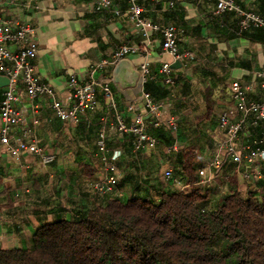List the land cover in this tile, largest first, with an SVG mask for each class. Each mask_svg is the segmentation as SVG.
<instances>
[{"label": "crops", "instance_id": "obj_1", "mask_svg": "<svg viewBox=\"0 0 264 264\" xmlns=\"http://www.w3.org/2000/svg\"><path fill=\"white\" fill-rule=\"evenodd\" d=\"M169 1L141 0L140 4L146 18L157 23H171L180 29L179 50L190 55L180 60L178 67L172 66L175 83L168 84L160 72L164 62L173 64L176 61L163 50L161 33H153L147 53L127 58L139 72L141 64L147 62L152 72L149 80L168 90L165 96L155 94L154 100L163 103V120L174 117L177 121L176 131L165 125L175 138L173 145L159 143L154 148L134 151L133 135L120 134L111 125L114 113L101 92L96 109L83 114L81 120L74 123L55 114L48 96L30 97L25 84L20 83L15 104L22 120L14 127L15 132L53 152L56 158L51 164H44L33 153L16 158L0 142V202L5 205L0 212V247L31 246L35 228L43 219V212L50 210L52 204L88 202L97 195L94 183L104 174L97 146L102 118L107 121L108 145L122 173L121 178L134 172L133 180L142 181L153 171L157 177L165 179V170L174 168L172 150L192 147L199 169L208 166L224 139L219 127L222 112L232 110L233 120L240 117L235 109L232 82L240 81L247 86L250 99L260 101L264 98V76L261 75L264 73V31L254 26L240 30L236 14L227 17L217 14L214 0H175L174 5ZM236 1L247 10L264 15V0ZM94 2L22 0L14 4L1 0L0 14L35 26L39 49L32 62L37 75L56 91L66 106L72 104L68 87L71 75L89 80L92 66L102 64L95 77L110 79L125 121L131 124L135 112H141L150 132L155 117L147 110L140 75L134 85L126 86L114 78L115 50L122 44L143 41L127 13L128 1L113 0L114 6L121 9L120 14L112 7L97 8ZM10 47L16 49L13 44ZM7 85L5 81L0 82V106ZM130 105L135 106L134 111L128 109ZM252 122L253 116H249L236 141L241 151H245L246 145L253 146L261 136L264 122L255 125ZM244 171L250 173L248 178L242 175ZM263 173L261 161L236 163L224 156L220 170L208 171L210 179L203 190L215 201L227 190L230 176L235 175L240 190L254 189L263 193ZM131 184L134 183L125 181L116 191L131 194Z\"/></svg>", "mask_w": 264, "mask_h": 264}, {"label": "trees", "instance_id": "obj_2", "mask_svg": "<svg viewBox=\"0 0 264 264\" xmlns=\"http://www.w3.org/2000/svg\"><path fill=\"white\" fill-rule=\"evenodd\" d=\"M144 90L153 98L168 91L153 80ZM165 125L152 122L150 133L172 146ZM172 151V179L150 171L134 181L130 172L117 187L130 181L131 194L95 189L88 202L54 203L32 245L0 247V264H264V192L240 190L232 175L211 201L193 148ZM4 206L0 202V212Z\"/></svg>", "mask_w": 264, "mask_h": 264}, {"label": "built area", "instance_id": "obj_3", "mask_svg": "<svg viewBox=\"0 0 264 264\" xmlns=\"http://www.w3.org/2000/svg\"><path fill=\"white\" fill-rule=\"evenodd\" d=\"M1 1V0H0ZM18 4L22 0H8ZM97 8H113L116 14L121 13V9L114 6L113 0H94ZM127 13L134 26L143 37L140 44H122L114 53L112 63L117 64L123 58L132 54L147 53L149 43L153 33H161L162 48L170 54L174 60H186L190 53L180 52L179 34L180 29L174 24L157 23L143 15L144 7L141 0H127ZM216 13L219 15L234 12L239 18L240 30H247L252 26L264 28V15L243 8L236 0H214ZM170 5L175 4V0L169 1ZM36 28L31 23L23 22L19 19L7 18L0 14V74L9 79L7 88L3 93L0 106L2 124L0 125V142L3 143L10 153L20 158L24 153H33L39 156L44 164H51L56 155L36 142H29L15 132L14 127L22 120V115L15 102L18 99L17 89L20 83L25 84L30 97L40 95L48 96L51 99V106L57 116L63 120L78 123L83 114L96 109L98 104V94L101 92L107 101L109 108L114 113V126L120 134L133 135V150L141 152L149 148H154L160 143L159 139L148 131L145 115L135 112L133 121L128 124L124 115L118 107L114 91L107 77H95V72L102 64L94 65L91 68V78L81 80L77 75L72 74L68 80L69 98L71 106H66L56 94V91L47 83L40 80L37 75L35 65L32 60L37 56L39 45L35 39ZM11 44L16 46L12 49ZM160 72L164 74L165 81L173 85L175 77L173 75L172 63L164 62ZM264 76V73L261 74ZM152 77L150 66L147 62L141 64L140 82L142 86ZM264 87V83H263ZM231 91L235 102V109L240 113L238 120H233V111L222 112L219 127L224 132V139L219 143L217 152L209 161L206 168L200 169L202 183H207L210 179L208 171L220 170L224 164V156L232 158L236 163L246 161L248 163H264V126L261 136L254 145H246L245 151H241L236 146L239 134L243 131L244 125L249 116H253L252 124L264 122V98L260 101L250 99L247 86L240 81L231 84ZM143 98L149 113L155 117L154 124L159 126L166 123L173 131L178 128L174 117L162 119L163 103L154 100L152 95L142 89ZM130 111L135 110L134 105L128 106ZM103 124L99 127L97 146L98 155L103 162L104 174L94 183V187L101 193L115 191L121 178V171L114 162V155L108 145V132L106 118H102ZM173 149H177L173 146ZM245 178L250 176L248 171L242 172ZM258 175H262L258 172ZM264 175V173H263ZM166 179L173 178V170L168 168L164 172ZM264 178V176H263Z\"/></svg>", "mask_w": 264, "mask_h": 264}, {"label": "water", "instance_id": "obj_4", "mask_svg": "<svg viewBox=\"0 0 264 264\" xmlns=\"http://www.w3.org/2000/svg\"><path fill=\"white\" fill-rule=\"evenodd\" d=\"M181 64L180 60H176L172 66L178 67ZM140 72L134 67L131 60L129 58H123L115 66L114 69V78L117 82L122 85H134L138 78ZM5 81L7 84L9 83V79L6 76L0 75V82Z\"/></svg>", "mask_w": 264, "mask_h": 264}, {"label": "rangeland", "instance_id": "obj_5", "mask_svg": "<svg viewBox=\"0 0 264 264\" xmlns=\"http://www.w3.org/2000/svg\"><path fill=\"white\" fill-rule=\"evenodd\" d=\"M117 193H118V191H117ZM30 238V235H28V239Z\"/></svg>", "mask_w": 264, "mask_h": 264}]
</instances>
